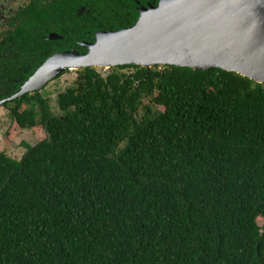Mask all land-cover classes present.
Instances as JSON below:
<instances>
[{"label": "trees", "instance_id": "16d2710c", "mask_svg": "<svg viewBox=\"0 0 264 264\" xmlns=\"http://www.w3.org/2000/svg\"><path fill=\"white\" fill-rule=\"evenodd\" d=\"M49 6L2 43L0 99L27 66L86 51L71 43L87 31L75 0ZM137 16H108L101 31ZM101 70L75 71L59 115L37 92L3 103L13 133L46 138L18 161L0 152V264H264V85L221 70Z\"/></svg>", "mask_w": 264, "mask_h": 264}, {"label": "water", "instance_id": "95a60500", "mask_svg": "<svg viewBox=\"0 0 264 264\" xmlns=\"http://www.w3.org/2000/svg\"><path fill=\"white\" fill-rule=\"evenodd\" d=\"M80 45L85 52L63 51L43 61L0 107L41 91L67 70L85 68L221 70L264 85V0H157L140 9L133 25L97 32Z\"/></svg>", "mask_w": 264, "mask_h": 264}, {"label": "flooded vegetation", "instance_id": "af4514ba", "mask_svg": "<svg viewBox=\"0 0 264 264\" xmlns=\"http://www.w3.org/2000/svg\"><path fill=\"white\" fill-rule=\"evenodd\" d=\"M58 1L62 2L63 0H58ZM100 1L103 2L108 7V11L102 10L103 6L100 3H98V0H75L76 7L74 10L76 13V17L85 23L84 25H82V28L87 29V31L79 34L78 35L79 39L71 43L79 46H81L80 43L83 42L90 43L92 41V38L95 37L97 32L111 27L110 23H108L109 21V19L107 18L108 16L112 21H114L117 18L125 19L127 16H131V17L136 16L139 14L140 9L145 7L147 3L154 2L153 0H100ZM50 2L51 0H0V60L1 58H7L6 48H2V43L5 40H7V38L11 34L17 31L18 26L30 21V17H31L30 13L32 14L34 12L37 13L42 12L43 14L48 13L50 8L49 6ZM43 31L46 32V34L41 35L40 37L44 41L57 42L56 44L57 46L61 45L59 41H63V37H64V35H62V32L49 30V29L47 30L46 28H43ZM51 35H56L57 38L48 39V37H50ZM81 36H85L83 38L85 40L80 39ZM84 48L87 49L86 47ZM69 51H77V50L72 49ZM59 52H63V51H60L58 49L54 51L51 55H49L46 59ZM38 65H36L37 67L35 66V69L33 68V71L31 70L32 72L30 70H29L30 72L27 71V69H29L30 66L26 67L25 69L26 71L24 70V74H26L27 76L25 75L26 77L25 79L20 78L19 83L17 84V89H15L14 93H16L19 90V88L22 86V84L35 72V70L39 67ZM68 72H72V71L67 70L65 73ZM65 73H63L62 75H64ZM45 87L42 88V90L37 93L41 94V92L45 89ZM34 93L36 92H30L26 94L32 95ZM1 107H3V105Z\"/></svg>", "mask_w": 264, "mask_h": 264}, {"label": "rangeland", "instance_id": "374dc122", "mask_svg": "<svg viewBox=\"0 0 264 264\" xmlns=\"http://www.w3.org/2000/svg\"><path fill=\"white\" fill-rule=\"evenodd\" d=\"M98 72L102 75L105 74L101 69ZM76 79L75 72H68L59 77L58 79L47 84L45 89L41 94L48 99L50 108L52 112L59 115V110L56 106V97L59 93L64 92V90L74 83ZM159 110H162L159 108ZM13 121L10 118L8 111L3 107H0V152H3L7 157L14 160H20L21 156L25 153L26 149L23 146L27 144L29 146H34L40 140L46 138V133L42 128L28 129V130H16L10 129ZM10 131V133H9ZM258 226L264 230L263 221L257 219Z\"/></svg>", "mask_w": 264, "mask_h": 264}]
</instances>
